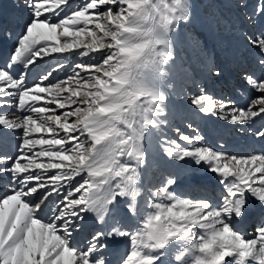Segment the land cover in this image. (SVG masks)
<instances>
[{
  "label": "snow or ice",
  "instance_id": "6c2138e0",
  "mask_svg": "<svg viewBox=\"0 0 264 264\" xmlns=\"http://www.w3.org/2000/svg\"><path fill=\"white\" fill-rule=\"evenodd\" d=\"M61 5L73 8L70 0H26L29 19L7 70L0 69V107L18 102L22 109L28 105V113L38 114L36 119L26 115L10 120L7 113H0V126L16 131L19 141L15 157L0 151V178L10 186L9 194L0 197V264H111L105 250L114 236L130 240V251L121 264H169V245L177 249L175 260L182 264H226L229 257L233 259L227 264H246L248 257L264 264V219L256 225L251 239L234 231L230 223L244 222L256 207L264 212V153L227 156L207 146L181 147L167 138L162 142L166 156L176 161L190 159L197 166L203 162L218 176L224 189L218 205L178 197L173 187L177 178L168 175L152 193L156 201H146L151 210L138 229L129 232L116 225L108 232H95L84 249L73 244V233L79 231L85 213H94L103 223L110 206L119 203L117 197L129 198L128 211L136 214L137 168L144 163V136L149 128L159 130L165 123L153 117L162 115L167 99L156 81L164 75L163 66L173 61L168 32L181 21L187 22L189 4L188 0H172L171 4L84 0L82 6L54 22L46 13L59 16L66 10ZM109 5L118 7L115 11L112 7L97 11ZM254 15H264V4ZM246 39L258 50L260 75L243 71L241 77L260 95L244 109L233 107L231 101L217 103L201 91L191 99L200 112L241 124L264 114V34ZM76 49L82 50L75 53L77 57L108 51L93 57L98 61L95 64L73 63V74L64 79L53 76L63 67L58 63L39 82L25 84L29 66L37 57ZM16 65L22 66L19 76L12 74ZM77 69L87 74L81 75ZM211 75L220 79L224 70L215 67ZM5 85L12 91L5 92ZM41 94L51 96L46 104L68 110L56 115V109L36 106L45 100ZM7 96L13 100H6ZM72 117L75 119L69 123ZM61 130L64 135H60ZM41 132L49 137L30 138ZM255 136L264 143V130ZM179 139L191 145L202 138L180 133ZM66 144L70 147H64ZM37 146L40 150L34 151ZM40 157L48 158V162H38ZM128 160L135 161V166H129ZM47 169L61 171L47 176ZM82 173L86 175L73 185V179ZM38 191L39 203H33L28 198ZM54 195L55 199L49 200ZM163 200L170 203L160 202ZM42 206L49 212L46 223L38 215ZM194 227L201 231L194 232Z\"/></svg>",
  "mask_w": 264,
  "mask_h": 264
},
{
  "label": "rangeland",
  "instance_id": "374dc122",
  "mask_svg": "<svg viewBox=\"0 0 264 264\" xmlns=\"http://www.w3.org/2000/svg\"><path fill=\"white\" fill-rule=\"evenodd\" d=\"M188 1L189 19L187 22H181L184 24H191V22H195L196 26L200 30V28L203 26L202 16L201 14H194L195 9L193 0ZM204 1L210 2V0ZM217 1L218 4L215 3ZM70 2L73 3L72 9H68L66 5H61V7L66 9L65 12H61L59 16H55L53 13H46V15L52 16L54 22L58 21L67 15L68 12L75 10L76 7L82 6L84 0H70ZM153 2L160 4H171L172 0H153ZM16 3L20 8L18 13L19 16L27 22L29 16L27 14V9L24 7L26 0H16ZM261 4H264V0H214L213 4L209 6L211 16H209L206 21L212 28L213 33H215V38H219L220 40V44L218 46H216L213 41L211 44L204 43V40L200 35L196 36L197 32L195 31H193V43L188 41L186 29L179 25L181 22L174 25L173 30L168 32V46L169 50L173 54V61L163 66L164 75H162L156 81L160 91L167 97V99L162 105V115L159 117H153L154 119L164 120L165 123L161 125L159 130L149 128L148 132L145 133L143 140L145 151L144 163L137 168L139 178L137 180L136 187L139 192L137 197L140 199L138 211L140 213L141 220L144 218L145 213L151 210L146 207V201L149 199L156 201L157 198L154 197L152 193H154L163 183L166 176L174 175L177 179L179 177L199 178L207 176L210 172L208 170V166H204L203 168L197 170V165H195L190 159L176 161L173 158L166 156L164 154L165 145L162 143L165 138H167L169 141H176L181 147L192 148L198 146H207L212 149L217 148V151L223 152L227 156H230V154L226 153V147L232 142L236 145H239V150H243V152L246 153V155H238V157L250 156L257 152V148H253L251 150L245 148L246 144L244 145V143L247 140L245 138H249L252 141H261L255 136V133L259 130H264V114L253 117L246 123L241 124L239 122L230 123L229 121L220 119L218 114L208 113L215 117L217 122L221 124L219 130L211 128L208 130L207 126L203 124L202 118L194 114L193 111H190L195 110L190 106L192 105L194 108H196L191 103V99L192 97L200 94L201 91L211 95L217 100V103H219L221 100L231 101L233 107L244 109L248 107L249 103L255 97L260 95V93L256 92L246 84V82L241 77V72L250 71L254 72L256 75H260L256 64L258 50L251 48L248 45L246 37H256L264 34V15H254L255 10ZM197 5L201 8L199 3H197ZM103 7H112L115 11L118 6H101L97 9V11L102 10ZM224 8H226V10H224ZM56 11H59V9H56ZM41 19H43V17H41ZM80 26L82 27L83 25ZM88 27L94 28V25H89ZM22 33L19 34L14 40V42H16L15 47L17 46V39L22 35ZM208 36L210 37L212 35L208 34ZM75 51L82 50L76 49ZM67 54L69 55V53ZM100 55L101 54L97 53H95V55L94 53H90L88 57L62 55V57L57 60H46V62L44 61L45 63L43 65L37 67V71L40 73L39 75H36V79L30 83L27 79H25V84L27 86H32L33 84L39 82L40 77L46 72L52 70L55 66H57L58 63H63V67L59 68L57 72H54L53 76L58 80L64 79L67 75L73 74V63L84 62L95 64L98 61L93 59V57H99ZM46 56L41 58H45ZM7 64L8 63L0 66V69L7 70ZM36 66L37 64L34 63L32 66H30V68L33 69L36 68ZM215 67L223 68L224 75L222 78L217 79L211 75V71ZM20 71H22V68H19L18 70L14 69L12 74L14 76H19ZM77 71H80L81 75L87 74L80 69H77ZM44 83L47 84L48 82L45 81ZM9 91H12V89L7 88L5 85V92ZM41 95L45 96V100L36 103V106H47L49 108L56 109V115H60L63 111L68 110L67 108L58 109L57 105L55 104H46V100L51 99V96L48 94ZM64 95H67V93ZM5 99L8 101L13 100L11 96H7ZM27 107L28 105L25 106V109ZM72 107H76V105H72ZM25 109L20 108L18 106V102L9 103L0 107V113H7L6 119L10 120L22 119L26 115H32L34 119L37 118L38 114L28 113L25 111ZM253 110L255 111V107ZM51 114L52 113L50 112L41 115ZM74 119L75 117L70 118L69 123H71ZM189 124L192 125L191 128L188 127ZM0 133V150L1 148H4V146L8 145L7 140L10 139L12 150H14V155L11 156L15 157L17 154L16 144L19 142L16 131L0 126ZM180 133L190 137H201L202 139L198 141L194 140L193 143L189 145L179 139ZM60 135H64L62 130L60 131ZM33 137L48 138L49 134L47 132L33 133L32 137L30 138ZM44 147H47V145ZM64 147H70V145L66 144ZM39 150L40 146H37L34 149V151ZM124 160L125 158L122 157L121 161L124 162ZM38 162L47 163L48 158L40 157ZM22 163H27V161H22ZM127 163L129 166H135V161L128 160ZM30 171L41 173L45 172L44 169H31ZM58 171L61 170L47 169L46 175L51 176L53 173ZM215 179L219 181L218 176H215ZM1 186H7V188H10L7 181L5 185L0 184V187ZM64 191H66V189ZM7 194L9 193L7 192L6 195ZM195 194L196 193L191 192L188 195H186V193L183 194V196L177 195L183 199L193 200L194 202L204 200L193 197ZM77 195H79V193H77ZM211 197L219 198L218 200L220 201L221 195L211 194ZM54 199L55 195L49 198V200ZM32 202L39 203V200L36 198L32 200ZM160 202L165 204L170 203L167 200ZM45 205H48V201H45ZM216 205H218V202ZM39 214L43 217H47L49 215L48 208L42 206V211ZM262 219H264V217L259 219L253 225V231H255L256 225L262 222ZM42 222L46 223L47 221L42 220ZM139 227L137 226L129 228L128 231H135ZM193 231L199 233L201 230L194 227ZM73 236L75 240L76 236L74 233ZM87 239L88 238L82 239L81 243H79L77 247L79 249H84L87 245V241L89 240ZM175 255L176 254L174 251L172 254H169L167 257L169 264H175Z\"/></svg>",
  "mask_w": 264,
  "mask_h": 264
},
{
  "label": "bare ground",
  "instance_id": "6f19581e",
  "mask_svg": "<svg viewBox=\"0 0 264 264\" xmlns=\"http://www.w3.org/2000/svg\"><path fill=\"white\" fill-rule=\"evenodd\" d=\"M3 6H7V7H10V6H14L12 3L8 2L7 0H5L3 2ZM3 18V14L2 12H0V22H1V19ZM77 51L75 52H71L69 53L70 56L72 55H75ZM68 55V54H67ZM95 55V54H94ZM76 56V55H75ZM56 59H59V58H56ZM249 146H248V149H252L253 147H256L257 148V152H255L256 154H261V153H264V144L262 142H253V141H250L249 142ZM11 148H6V152L8 153V155L10 154H13L14 151L10 150ZM260 151V152H258ZM12 152V153H11ZM219 152V151H218ZM230 156H238V155H246V153L242 151H236V147H232L231 145H228V151H227ZM254 153V154H255ZM202 164V163H201ZM200 168V166L198 167V169ZM47 173V172H46ZM212 174V172H209L208 175ZM259 175V174H257ZM206 178H203L201 181H200V178L198 179H195V180H190L189 178H180V179H177V183H187L189 185H192L190 186L187 191L191 190L190 188L192 187H198V186H202L203 184V181L205 180ZM6 179L3 180V178H0V184L1 185H5L6 183ZM8 182V181H7ZM114 183V182H113ZM9 184V183H8ZM174 187V186H173ZM203 187V186H202ZM221 188L223 189V186H221ZM224 191V189H223ZM222 191V193H223ZM9 193L10 192V188H7L6 187H3L1 186L0 187V197H3V196H6V193ZM38 197V193L37 194H34L32 197H29L28 199H31V200H34ZM122 197H117V201L119 199H121ZM201 198V197H200ZM190 200V199H188ZM138 198L136 199V206H138ZM193 201V200H191ZM213 206H216V202L217 200L215 199H210L209 200ZM169 202V201H168ZM194 202V201H193ZM128 204L126 205H121L120 203H118L117 205H112L110 206V211L108 213V215L105 217V221L103 223L100 224V227L98 229V231H105V232H108L111 230L112 227L116 226V225H119L120 228L122 230H127V228H129V226H127L126 224H123L122 222H119L117 220V215H123L124 217H126V219L128 220V222L132 219V216H135L138 214V212H136L135 215L131 214L129 211H128V207H127ZM92 214V213H91ZM90 213H85V216H89L91 215ZM39 217L42 219V216L40 214H38ZM92 218L89 219V217H86V219H88L89 221L92 220L93 218H95V216H91ZM264 217V212H261L259 207L257 208H253L252 211L249 213L248 215V219H250L252 221V224L253 222L257 221L259 218H262ZM47 220H48V217H47ZM136 220V218L134 219ZM93 221H91L92 223ZM97 222H99L97 220ZM94 223V222H93ZM100 223V222H99ZM237 225V224H236ZM234 230V229H233ZM252 229L251 228H247L246 230H242V229H239V228H235L234 231H237L239 233H241L243 236L245 234V239H251L254 237L255 235V231H251ZM90 231H87V232H77L76 233V239H75V242H73V244L77 247V244L81 243L82 239H81V236L85 237ZM121 238V237H120ZM123 239V237L121 238ZM124 242V246L122 248V250H119V251H115V252H109L108 249L105 250L106 254H107V257L108 259L111 261V264H120V259H117L120 255L122 256H126L128 253H129V248H130V240L128 239L127 240H123ZM257 248H259V245H257ZM174 251V253L176 254L177 250L175 248L172 247V245H169V252L170 254H172V252ZM232 257H229V258H226V264H227V261L231 260ZM186 259H188L186 257ZM182 262H177L175 260V264H181ZM246 264H259V261L258 259H253L252 257H249V260L248 262H246Z\"/></svg>",
  "mask_w": 264,
  "mask_h": 264
},
{
  "label": "trees",
  "instance_id": "16d2710c",
  "mask_svg": "<svg viewBox=\"0 0 264 264\" xmlns=\"http://www.w3.org/2000/svg\"><path fill=\"white\" fill-rule=\"evenodd\" d=\"M192 26V25H191ZM201 35H203L202 33H201Z\"/></svg>",
  "mask_w": 264,
  "mask_h": 264
}]
</instances>
